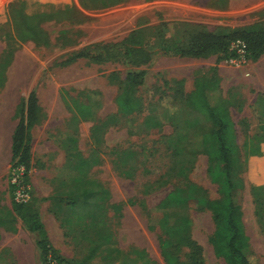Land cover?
<instances>
[{"label":"rangeland","instance_id":"obj_1","mask_svg":"<svg viewBox=\"0 0 264 264\" xmlns=\"http://www.w3.org/2000/svg\"><path fill=\"white\" fill-rule=\"evenodd\" d=\"M249 1L125 0L103 10V0H0V264H41L35 235L13 213L9 185L11 137L31 91L41 116L31 130L26 207L39 215L62 259L72 264H225L213 252L215 225L203 205L159 209L175 190L197 202L219 198L207 157H176L167 146L186 128L154 126L165 106L184 103L195 81L227 102L240 153L242 222L255 263L264 264V55L237 68L225 63L236 58L229 49L234 54L219 56V66L210 70L205 60L161 53L141 66L85 59L62 65L85 47L121 41L133 31L149 32L157 45L169 37L184 41L189 27L219 31L264 23V0L244 8ZM20 10L29 18L64 15L35 21L45 36L37 42L23 40L17 30ZM140 70L145 78L133 92L139 108L132 112L117 98L127 74ZM97 97L104 106L93 110L101 121L91 123L83 116ZM88 193L95 197L87 200ZM170 225L185 228L184 242L167 238L163 230Z\"/></svg>","mask_w":264,"mask_h":264},{"label":"trees","instance_id":"obj_2","mask_svg":"<svg viewBox=\"0 0 264 264\" xmlns=\"http://www.w3.org/2000/svg\"><path fill=\"white\" fill-rule=\"evenodd\" d=\"M124 1L103 0V10L122 4ZM80 4L86 9L82 1ZM59 15L64 14L60 12L52 16L29 18L20 10L16 12L15 26L17 30L23 32L25 36L23 40L44 42L45 36L41 33L38 24L34 22L53 20ZM153 37L154 35L151 36L146 31H133L121 41L85 47L64 61L62 65L66 66L78 59H85L95 64L141 66L160 53L180 59H205L211 55H218L217 63L219 64L223 57L234 54L229 48L235 41L245 44L246 58L251 62H257L264 55V23L219 31L189 27L185 31V40L182 42H177L171 37L165 38V41L159 38V44L155 45ZM144 78V70L129 72L126 76L127 86L123 90L121 102L123 107L130 111H136L139 108V104L133 98V92L141 87ZM85 100L87 103L90 102L88 99ZM93 107L96 108L97 104L92 106L89 103L87 116H83L90 121L96 116ZM18 113V121L11 137V163L12 168L18 165L23 166L25 179H27L31 168V130L38 124L41 116L35 91H31L22 102ZM164 113L165 116H159L155 122V127H160L161 124L181 125L187 130L184 135L170 138L167 142L168 148L176 157L182 153L192 157L205 155L208 160L207 173L211 181L218 186L219 198L197 202L193 200L194 196L185 198L180 194V190H175L160 203L159 209L168 211L194 203L203 205L210 211L215 225L210 240L215 256L221 258L225 264H256L242 222L240 195L244 186L238 174L240 153L235 143L236 137L227 102L217 90L208 89L203 82L196 81L194 90L186 97L183 105ZM10 190L12 193L11 186ZM13 204L15 217L36 237L41 264H72L62 259L52 247L39 215L26 205L14 202ZM163 231L169 239L185 241L186 230L182 226H166Z\"/></svg>","mask_w":264,"mask_h":264},{"label":"built area","instance_id":"obj_3","mask_svg":"<svg viewBox=\"0 0 264 264\" xmlns=\"http://www.w3.org/2000/svg\"><path fill=\"white\" fill-rule=\"evenodd\" d=\"M236 54L235 59L226 61L230 65L237 68H245L248 59L245 53V44L241 41L232 42L229 48ZM9 185L12 188V200L16 204L26 205L31 200L30 188L25 179V171L23 166H15L10 170Z\"/></svg>","mask_w":264,"mask_h":264},{"label":"crops","instance_id":"obj_4","mask_svg":"<svg viewBox=\"0 0 264 264\" xmlns=\"http://www.w3.org/2000/svg\"><path fill=\"white\" fill-rule=\"evenodd\" d=\"M231 1L232 0H228L227 1V3L228 4H230L231 3ZM242 2H244V0H242ZM250 2H252V3H250ZM261 2H263V0H250L249 1V3H247V4H245V7L244 8H247L248 6L249 7H251V6H254L255 4H260ZM254 3V4H253ZM232 10H231V8H229V12H231ZM169 58H172V59H176V57H169ZM179 59V58H178ZM261 59V58H260ZM259 59V60H260ZM187 60V59H186ZM188 60H196V61H199V60H205L206 62H208L209 64H208V70H210L211 69V67L213 66V67H218L219 65H218V55H211V56H209V57H207V58H205V59H188ZM258 60V61H259ZM196 82V81H195ZM195 82H194V85H195ZM193 90H194V88H193ZM122 93H123V91L122 92H120L119 94H118V98H117V100L119 99V101H120V103L122 104V102H121V97H122ZM192 93V92H191ZM190 93V94H191ZM189 94V95H190ZM188 95V96H189ZM103 101V99L101 98H99V97H97V99H95L94 100V103L95 104H97V108H98V111H100V110H102V107L104 106V103L102 102ZM183 104H173V105H170V106H165L163 109H162V111L160 112V114H159V116H165V113L164 112H166L167 110H169V109H172V108H174V107H176L177 108V106H182ZM132 112H136V111H132ZM180 115H182L181 113H179ZM100 118V116H95V118H94V120H92V121H90L91 123H96L97 122V120H99V122L101 121V119H99ZM11 142H10V160H11ZM31 148H32V141H31ZM97 193V192H96ZM94 194H90V193H88V199L87 200H89V199H92L93 197H95V196H93ZM84 199V198H83Z\"/></svg>","mask_w":264,"mask_h":264}]
</instances>
